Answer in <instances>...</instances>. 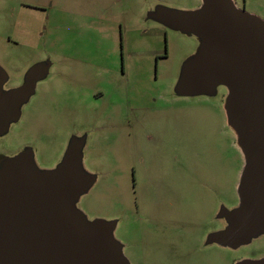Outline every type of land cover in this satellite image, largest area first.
<instances>
[{
	"label": "rangeland",
	"instance_id": "1",
	"mask_svg": "<svg viewBox=\"0 0 264 264\" xmlns=\"http://www.w3.org/2000/svg\"><path fill=\"white\" fill-rule=\"evenodd\" d=\"M264 20V0H233ZM203 0H0L5 90L49 74L0 137V166L30 150L55 169L73 140L94 177L76 207L115 222L130 264H237L264 258V235L237 250L208 243L239 206L245 166L226 112L228 91L181 96L200 40L157 18ZM44 168V169H43ZM50 169V170H53ZM47 170V169H46Z\"/></svg>",
	"mask_w": 264,
	"mask_h": 264
},
{
	"label": "water",
	"instance_id": "2",
	"mask_svg": "<svg viewBox=\"0 0 264 264\" xmlns=\"http://www.w3.org/2000/svg\"><path fill=\"white\" fill-rule=\"evenodd\" d=\"M158 10L167 26L200 40L182 70L179 95H212L221 86L228 91L225 108L245 166L239 206L222 209L227 226L208 243L237 250L264 235V20L233 0H203L192 12ZM49 68L36 65L9 90L0 68V137L18 121ZM81 149L82 142L73 140L53 170H40L30 150L0 166V264H130L114 237L116 223L90 222L76 207L95 182L84 171ZM237 264H264V258Z\"/></svg>",
	"mask_w": 264,
	"mask_h": 264
},
{
	"label": "flooded vegetation",
	"instance_id": "3",
	"mask_svg": "<svg viewBox=\"0 0 264 264\" xmlns=\"http://www.w3.org/2000/svg\"><path fill=\"white\" fill-rule=\"evenodd\" d=\"M237 6V5H236ZM238 7V6H237ZM238 9H240V10H242V11H245V12H247V13H249V14H253V13H251V12H248L247 11V9H246V7L244 6L243 8H238ZM253 15H255V14H253ZM257 16V15H256ZM40 83V82H39ZM38 85V84H37ZM44 169V168H43ZM50 170V169H53V168H45V170ZM216 245V244H215ZM218 246V245H217ZM220 247V246H219ZM221 248H223V247H221Z\"/></svg>",
	"mask_w": 264,
	"mask_h": 264
}]
</instances>
